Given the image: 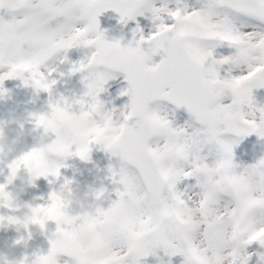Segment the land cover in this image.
I'll return each instance as SVG.
<instances>
[{"label":"snow or ice","instance_id":"snow-or-ice-1","mask_svg":"<svg viewBox=\"0 0 264 264\" xmlns=\"http://www.w3.org/2000/svg\"><path fill=\"white\" fill-rule=\"evenodd\" d=\"M196 3L0 0V69L7 68L0 73V91L4 80L27 73L38 92L51 93L55 69L45 74L41 67L58 53H65L63 62L73 48L94 49L70 68L87 73L83 94L50 101V112L34 117L38 129H51L44 143L31 147L45 165L39 176L59 178L63 158L87 161L93 146L119 158L117 167L109 166L114 187L100 221H93L97 235L87 243L76 242V214H65L75 196L72 181L66 179L44 203L22 206L34 219L51 212L56 225L47 254L25 256V264H142L149 256L157 264H172L175 256L182 257L180 264H264V158L240 166L233 154L236 138H264V105L253 95L264 88V0ZM108 9L122 23L150 12L155 31L144 37L137 26L135 47L108 42L98 20ZM114 50L119 64L106 62ZM149 55L160 56L151 68L143 63ZM113 73L124 74L128 88L120 95L130 100L107 111L99 95ZM81 111L88 117L83 128L67 137L56 132L57 122ZM120 111L131 120L127 138L114 143L101 130ZM8 169L11 180V163ZM252 177L255 187L249 186ZM4 193L0 183V209L21 211ZM87 195L95 197L96 189ZM17 217L0 214V226Z\"/></svg>","mask_w":264,"mask_h":264},{"label":"rangeland","instance_id":"rangeland-1","mask_svg":"<svg viewBox=\"0 0 264 264\" xmlns=\"http://www.w3.org/2000/svg\"><path fill=\"white\" fill-rule=\"evenodd\" d=\"M166 0H154L155 6L159 7ZM169 7L174 6L175 0H167ZM191 6H197L196 0H185ZM103 12L102 14H104ZM131 31L134 35V30L139 26L144 37H148L155 27L151 19V13L145 12L143 16H136L134 20H128ZM141 33H136L135 38L139 39ZM94 49L86 47L73 48L67 52V59L61 62L65 53H58L46 62L45 66L41 67V71L47 74L51 69L50 79H55L57 83L53 86L51 93L44 91H37L33 86L29 74H24V77L13 78L5 84H2V91H0V131H2L9 138H14L19 131V124L13 123L14 120H19L24 124L25 128H32L34 126V117L38 114H47L50 112V101L55 102L61 97L66 99H73L79 97L81 92H84L83 77L87 74L81 72L80 74L70 73V68L74 62L83 60L87 55H90ZM218 52L227 54L228 50L218 49ZM158 62V59H154ZM7 71V68L0 69V73ZM114 79H109L104 84V91L100 93L99 99L103 102L104 108L107 111L113 109L120 110L128 103L125 95H120L121 91L127 88L124 76L120 73H113ZM83 94V93H82ZM253 95L255 102L258 105H264V88L254 89ZM164 103V102H162ZM180 113V110H178ZM184 117L187 114L183 113ZM182 122V121H181ZM37 129L32 136L25 138V143L28 148L35 146L39 139L40 132ZM238 143L233 147L234 162L240 166L253 164L261 158H264V138H259L255 134L243 138H236ZM74 150V149H73ZM12 156L5 157L0 154V183H6L9 175L8 163ZM64 167L60 168L59 178L44 177L39 178L33 185H31L29 194L26 198L20 199L16 197V203L21 206V211L9 213L6 209H0V214L21 215L25 210L23 205L31 204L37 205L44 203L49 193L59 188L61 184L67 179L72 181V189L75 195L88 194L91 190L100 187L101 185L108 187L110 190L114 187L110 180L107 179L109 166L113 168L119 164V158L112 156L102 150L100 146H93L90 154V159L85 161L79 157L71 156L63 158L60 161ZM240 170V169H238ZM49 180H54L53 184ZM190 183H194L190 181ZM14 187L13 185L10 188ZM106 206V204H105ZM27 239V234L23 231L17 232L13 225L5 223L0 226V264H5L6 260L19 259L23 257L25 246L24 240ZM20 241V243H17ZM29 239L27 240V243ZM258 246L253 245V248ZM251 250V249H250ZM264 251V249H260ZM162 256V254H160ZM63 259V258H62ZM152 261L148 264H157V257L152 256ZM166 262L168 257L162 256ZM172 264H180L182 257H172Z\"/></svg>","mask_w":264,"mask_h":264},{"label":"clouds","instance_id":"clouds-1","mask_svg":"<svg viewBox=\"0 0 264 264\" xmlns=\"http://www.w3.org/2000/svg\"><path fill=\"white\" fill-rule=\"evenodd\" d=\"M160 32L153 33L154 36L160 35ZM118 51L111 52L106 62L119 64ZM153 57L146 56L143 60L145 67L151 68L153 66ZM135 65L131 68L134 69ZM131 120V114L125 115L123 111L115 114V118L111 120L101 130V135L108 136L114 143L121 142L127 138V128L129 121ZM19 124V131L14 138H9L2 131H0V154L5 157L12 156L10 160L12 165L11 180H6L5 183V196L11 199H16L18 194L24 190L25 187L33 185L39 178V173L45 170V165L38 159L37 156L31 153V147L28 148L25 143V138L32 136L38 128L34 124L32 128H25L24 124L19 120L12 121ZM88 123L87 115L81 111L78 113H71L68 118L62 119L57 122L55 129L56 132L62 136L67 137L69 132H75L80 128H83ZM51 129H46L40 132L39 139L36 143H44L47 137L50 135ZM28 156L25 160L23 157ZM21 173H23L21 175ZM19 179L20 184L17 187L14 182ZM256 177H252L249 181L250 187L256 186ZM97 195L90 198L87 194L75 195L74 199L65 205V214L75 213L78 223L75 226L76 242L87 243L90 239L97 235L96 224L93 221L99 222L103 212V202L106 201L109 196V188L101 185L96 188ZM50 222H53L52 213L46 212L40 214L37 218H33L30 210L26 209L21 215L17 217V222L13 224L17 232L23 231L27 234V239L23 236L25 246H27V240L31 239L34 231H44L47 229ZM5 264H25V257L13 260H6Z\"/></svg>","mask_w":264,"mask_h":264},{"label":"water","instance_id":"water-1","mask_svg":"<svg viewBox=\"0 0 264 264\" xmlns=\"http://www.w3.org/2000/svg\"><path fill=\"white\" fill-rule=\"evenodd\" d=\"M106 12L105 15L98 17L99 28L104 33L105 39L108 42L120 41L121 46H128L131 43V45L135 47L137 40L134 39L128 25L121 22L119 13L112 9H108ZM141 47L147 50V44H142ZM128 98L130 100L129 96ZM22 174L23 173H21V175ZM19 184L20 181L17 179L15 181V186L17 187ZM29 187L30 186L25 187L24 190L18 194L19 197H25L28 194ZM55 229V223L50 222L46 230H37L29 242L25 256L29 257L31 260L34 258V254H47L50 249L49 237Z\"/></svg>","mask_w":264,"mask_h":264},{"label":"bare ground","instance_id":"bare-ground-1","mask_svg":"<svg viewBox=\"0 0 264 264\" xmlns=\"http://www.w3.org/2000/svg\"><path fill=\"white\" fill-rule=\"evenodd\" d=\"M83 92H81V95H82Z\"/></svg>","mask_w":264,"mask_h":264}]
</instances>
